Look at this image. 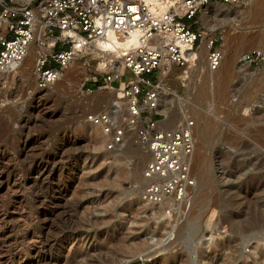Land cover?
Wrapping results in <instances>:
<instances>
[{
  "label": "rangeland",
  "instance_id": "1",
  "mask_svg": "<svg viewBox=\"0 0 264 264\" xmlns=\"http://www.w3.org/2000/svg\"><path fill=\"white\" fill-rule=\"evenodd\" d=\"M249 14L214 8V31L201 14L202 31L223 35L222 49L235 42L224 53L228 70L210 72L205 51L167 81L196 120V185L183 214L174 202L162 219L138 209L142 182L131 176L143 178L147 154L131 140L107 150L100 129L80 121L77 65L41 92L32 90L34 55L24 76H0V264H264L253 255L264 253V65L238 63L244 51L264 49V13ZM172 104L162 103L166 126L180 121ZM200 221L212 245L203 258L191 233L200 234Z\"/></svg>",
  "mask_w": 264,
  "mask_h": 264
},
{
  "label": "built area",
  "instance_id": "2",
  "mask_svg": "<svg viewBox=\"0 0 264 264\" xmlns=\"http://www.w3.org/2000/svg\"><path fill=\"white\" fill-rule=\"evenodd\" d=\"M209 4L240 9L248 0H0V75L16 69L30 47L33 91L53 88L77 65L75 95L85 107L80 121L100 129L107 150L131 140L148 152L141 199L158 204L171 198L180 213L196 185V120L167 81L193 64L203 39L207 69L220 66L224 37L201 27ZM238 63L262 67L264 49L244 51ZM100 94L107 99H88ZM167 98L180 115L170 126L161 111Z\"/></svg>",
  "mask_w": 264,
  "mask_h": 264
},
{
  "label": "bare ground",
  "instance_id": "3",
  "mask_svg": "<svg viewBox=\"0 0 264 264\" xmlns=\"http://www.w3.org/2000/svg\"><path fill=\"white\" fill-rule=\"evenodd\" d=\"M214 8H218L220 10H222L224 13L226 14H237L238 16L240 15H244V14H247V13H252L253 16L252 17H261L264 13V0H250V2L248 3L247 7L244 9V10H240V9H234V10H230L228 7L226 6H223V5H220V4H209L207 5L206 7H204L201 11V14H202V17H203V21H202V25H203V28H207V29H210L211 31H214V26H210L209 25V21L208 19L210 18V14H211V11L214 9ZM249 14V15H250ZM247 16V15H246ZM245 16V17H246ZM237 18L238 17H234L232 18L231 22L235 25H238L239 21H237ZM242 19H244V17H241ZM226 19V18H225ZM223 19V20H219V22H225L226 20ZM240 19V18H239ZM243 21V20H241ZM230 23V20L228 21ZM238 22V23H237ZM201 25V26H202ZM232 25V24H231ZM233 28V27H232ZM225 33H226V36H227V33L226 32L227 30H224ZM230 43H228L227 45H225V49L223 48V53H225V50L228 48V47H232L233 44H235V42L233 41H229ZM207 50V47H206V42H202L201 45H200V48L196 54V60L193 62L192 65H194L196 62H199L200 59L204 58V52ZM34 55V52L32 51V47H30L29 51H28V54L27 56L24 58V60L21 62V64L16 68V69H13V70H7L5 72H3L1 75L3 74H8L7 75V78H12L14 77L15 75L16 76H24L27 71H28V61L31 60L32 56ZM28 58V61H26V59ZM225 59V55L223 56V60L220 64V66L216 69L217 71H227L228 70V66H229V62L227 64V61L225 62L224 61ZM70 69V68H68ZM67 69V70H68ZM66 70V71H67ZM214 70V71H216ZM214 71H210V72H214ZM216 71V72H217ZM185 73V71L183 72ZM0 75V76H1ZM62 80V77L60 79V81ZM223 87V86H222ZM164 122V120H163ZM97 132V131H96ZM201 142V141H200ZM140 149H142L144 151L145 154H147V158H146V161L145 163L148 161L149 159V153L146 152L141 146L137 145ZM197 151H198V148L195 149V153L197 154ZM194 154V153H193ZM139 174V173H138ZM138 174H137V170H135L133 173H132V176H131V181L132 182H135V183H140V182H143L144 178H140V176L138 177ZM41 175V174H40ZM204 176V175H203ZM140 199H141V196H140ZM140 199H135L133 200L134 202H137L136 205L139 206V210L140 209H148L149 211H154L155 213H157L160 218L162 219L163 216H166V211L168 209H170L171 207V204L172 202H174L171 198H167L166 200L158 203V204H153V203H149V202H146V201H142ZM132 201L129 203L131 204ZM175 203V202H174ZM189 204H190V198H189ZM189 204H188V207L189 208ZM76 208V207H75ZM187 209L184 210V208H182V212H180L181 214H183V212H185ZM179 211V210H177ZM167 219V218H166ZM1 221V220H0ZM202 221H200V234H199V231L198 229H193L192 230V235L193 237L195 238V244H196V249H197V252L198 254H200V258H203L204 255H206L208 249L212 246L210 243H207L203 240V232L201 231V226H202ZM7 223V222H6ZM167 223L168 222H165V224L163 225V228L166 229L167 227ZM246 238V236H241L239 238V240L241 241H244ZM238 239H234V241H236ZM221 245L222 244H218V245H214V249L213 251L216 252V250L220 249L221 248ZM36 247V246H35ZM212 251V252H213ZM253 255H257L258 257L260 256L259 259H262L264 258V253L262 250H260L258 247H256L254 250H253ZM141 258V257H140ZM133 258H126L122 263L123 264H128ZM139 259V258H138ZM142 259V258H141ZM257 261V260H256Z\"/></svg>",
  "mask_w": 264,
  "mask_h": 264
},
{
  "label": "water",
  "instance_id": "4",
  "mask_svg": "<svg viewBox=\"0 0 264 264\" xmlns=\"http://www.w3.org/2000/svg\"><path fill=\"white\" fill-rule=\"evenodd\" d=\"M133 260V259H132Z\"/></svg>",
  "mask_w": 264,
  "mask_h": 264
}]
</instances>
